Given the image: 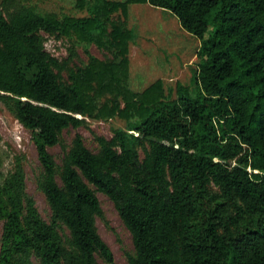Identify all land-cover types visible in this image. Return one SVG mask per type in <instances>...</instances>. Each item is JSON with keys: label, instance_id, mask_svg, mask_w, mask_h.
<instances>
[{"label": "trees", "instance_id": "16d2710c", "mask_svg": "<svg viewBox=\"0 0 264 264\" xmlns=\"http://www.w3.org/2000/svg\"><path fill=\"white\" fill-rule=\"evenodd\" d=\"M131 4L167 11L197 39L193 94L176 84L170 100L161 81L140 93L126 87L133 36L110 15L126 17ZM90 13L0 12V98L31 133L52 214L41 220L21 166L0 173V264H112L95 226L96 192L131 235L128 264H264V0H95ZM42 33L111 48L121 61L91 59L64 81L67 64L45 51ZM106 93L113 100L102 104ZM115 118L126 126L95 137L98 153L75 136L58 169L48 149L63 131Z\"/></svg>", "mask_w": 264, "mask_h": 264}, {"label": "rangeland", "instance_id": "374dc122", "mask_svg": "<svg viewBox=\"0 0 264 264\" xmlns=\"http://www.w3.org/2000/svg\"><path fill=\"white\" fill-rule=\"evenodd\" d=\"M108 1L120 4L125 2ZM94 2L95 0H11L8 4L2 5L0 0V12L7 19L24 8L57 18H87L91 15L90 7ZM110 20L117 26L122 25L133 36L132 42L128 43L126 80L128 89L140 93L161 81L165 95L170 100L176 99V84H181L187 87L191 94L194 93L198 74V59L195 54L199 42L181 29L173 15L147 4H131L127 7L126 17L121 11H116L110 15ZM111 23L107 24V33L112 31ZM41 38L45 51L59 62L67 64V70L62 74L64 81H67L69 72L85 67L91 59L111 66H117L121 61V56L111 48H102L96 44H78L72 39L48 36L44 33L41 34ZM111 100L113 95L109 93L103 94L100 98L102 104ZM118 104L123 107L121 101ZM86 122L83 127L63 131L59 145L48 149L58 169L64 156L71 149L75 136H80L85 147L92 153H98L95 137L110 139L116 128L126 126V122L119 118L111 121L86 119ZM133 134L136 135L134 132ZM17 166H21L23 170L27 196L33 201L41 220L50 224L52 214L40 189L42 167L31 133L19 124L5 100L0 98V173L6 177ZM56 181L60 185L58 177ZM96 197L102 211L101 216L95 218L97 233L112 253V264H128V258L135 254L131 235L120 220L113 203L99 192H96ZM57 231L66 252H70L68 230L60 226ZM1 234L2 223L0 247ZM32 261L33 264H38L37 260ZM96 261L98 264H108L99 257H96Z\"/></svg>", "mask_w": 264, "mask_h": 264}, {"label": "water", "instance_id": "95a60500", "mask_svg": "<svg viewBox=\"0 0 264 264\" xmlns=\"http://www.w3.org/2000/svg\"><path fill=\"white\" fill-rule=\"evenodd\" d=\"M79 118V116H77Z\"/></svg>", "mask_w": 264, "mask_h": 264}]
</instances>
